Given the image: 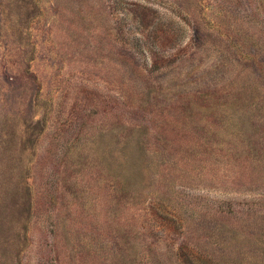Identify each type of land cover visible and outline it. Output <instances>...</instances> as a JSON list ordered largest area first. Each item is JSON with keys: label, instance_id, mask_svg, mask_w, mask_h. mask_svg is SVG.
<instances>
[{"label": "rangeland", "instance_id": "rangeland-1", "mask_svg": "<svg viewBox=\"0 0 264 264\" xmlns=\"http://www.w3.org/2000/svg\"><path fill=\"white\" fill-rule=\"evenodd\" d=\"M0 264H264V0H0Z\"/></svg>", "mask_w": 264, "mask_h": 264}]
</instances>
